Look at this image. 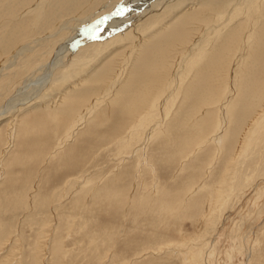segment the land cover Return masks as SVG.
Masks as SVG:
<instances>
[{"label":"rangeland","instance_id":"obj_1","mask_svg":"<svg viewBox=\"0 0 264 264\" xmlns=\"http://www.w3.org/2000/svg\"><path fill=\"white\" fill-rule=\"evenodd\" d=\"M37 1L0 0V239L7 237L0 243V264H184L191 261V251L199 253L200 264H264V130L241 152L244 131L242 136L236 134L254 111L260 114L264 109V84L256 93L260 79L254 77L258 62L261 66L264 62V27L252 61L243 70L222 154L217 157L211 137L219 120L228 61L240 40L238 28L184 84L179 104L164 121L170 134L154 139L148 148L153 174L148 167L137 170L138 161L145 158L141 148L136 154L117 152L120 128L124 132L132 123L131 119L122 126L125 80L132 69L137 74L132 73L131 82L142 68L159 67L162 62L165 82L174 76L179 59L214 24L212 16L222 7L213 9L206 2L191 11L190 5L180 19L144 38L115 95L54 156L65 124L101 96L99 83L112 79L131 51L128 43L105 47L115 37L109 34L94 43L82 41L52 64L60 41L76 34L72 28L77 25L69 19L84 20L111 0H52L54 6L36 28L31 16L16 19ZM201 9L207 12L197 16ZM95 51L102 54L97 57ZM81 58L83 66L77 68L88 64L86 72L59 83L71 63ZM248 79L252 88L247 90ZM88 86L94 92L66 110L69 97ZM126 94L131 100L130 91ZM250 94L253 99L248 100ZM53 113L64 115L66 122L52 124L49 114ZM176 137L179 141L170 143ZM200 141L205 146L195 148ZM122 156L130 160L121 164Z\"/></svg>","mask_w":264,"mask_h":264},{"label":"bare ground","instance_id":"obj_2","mask_svg":"<svg viewBox=\"0 0 264 264\" xmlns=\"http://www.w3.org/2000/svg\"><path fill=\"white\" fill-rule=\"evenodd\" d=\"M206 2L210 8L214 9L217 7L219 9V7L220 8L222 7V9L219 12H215L214 15L212 16L214 24H212V26L209 27L208 29L206 28V31L203 32L199 38H197V37H196L197 39L195 38L196 40L193 41L192 45L189 47V50L186 51V54H184V56H182V58H180V59L177 58V59H179V62L177 64V65H179V67L177 69V72L174 74V76H172V77L170 76L169 78H167V80L165 82L164 78L167 76H164V74L162 72V67H161V64L163 63L162 62V63H160L159 67H157V65H155V66L153 65L150 69H146V70L144 69L143 70V68H142L141 69L142 72L140 74H138L137 76L134 75L136 72L133 71V69H132L128 78L125 77L128 69H129L131 59L132 58L134 59V57H133L134 52L137 50L139 45L143 42L144 38H148L149 36L154 35V33L159 31L162 27L165 28L164 26L169 25L168 24L169 22L172 23L175 20L180 19L182 17L183 10H185L187 7H190V5H192V7H190L191 11H192L194 9V7H196L198 9V7H201V5H205ZM51 3H52V0H38L37 2H35V4L30 6L23 13H21L19 16H17L16 19H18L20 17H24V16H26V17L31 16L34 19V22H33L34 28H36L38 25L41 24V22L44 19H46L47 12L50 11V8L52 6ZM53 6H54V4H53ZM201 8H203V7H201ZM201 10L202 11H199L197 16H200L203 13L207 12L204 9H201ZM191 11H189V12H191ZM210 11H212V10H210ZM185 12L186 11H184V13ZM193 14H194V12H193ZM64 18H66V17H64ZM183 21H184V19H183ZM69 22H75L76 25L78 26V27L76 26V28H72L74 31H76V34L74 36L68 38L65 41H63V40L60 41V44L57 46L56 49H54L55 51L53 52V55L51 58L53 60L52 64L54 63V65H56L60 61L59 59L61 57H63L68 51H70V50L72 51V49L79 47L82 41L86 40V41H92L93 42V40H98L99 38H103L109 34L114 35L115 37L109 44H105L104 45L105 47H109V45H110V47H114L115 45H121L122 46L125 43H128L129 49L131 52H130V56L127 58V61L125 60L126 63L122 64L120 71L118 73H116L112 77V79H110L108 82L106 80L107 83L104 80L103 82H105L106 84L103 82L99 83V84H101V87H102V89H101L102 91L99 92V93H101L100 94L101 96L95 100L92 99L93 103L88 108H85V109L83 108V111L81 113L77 114V116H74L71 120H69L68 123L65 124L66 125L65 131H64L63 135L58 139L56 151L52 152L53 155L56 154L57 152H59V149L63 148V145L65 143H68L69 141H72L73 139L76 138V136L79 134L80 130L86 125V122L93 115L98 113V111L101 109V107L105 103H107L111 97H113L115 95V92L119 87V84L121 83L122 80L124 81L126 78V80H125L126 83L123 86V92H124L123 94L126 97L127 96L126 93H128L130 91L131 94L130 95L128 94V96H130L131 100H128V98L124 97V99L120 102V103H123V105H121L122 106L121 108L124 109L122 112V115L126 116V119H125L126 121L124 122V124L122 126L127 125L128 120L131 121V119H132V123H130L129 129H127V126H125L127 131L125 129V131L122 132V130H124V129L120 128L119 131L121 132V134H118L116 136L118 141H115V142H117V144H116V146H117L116 148L118 149L117 152H118L119 156L124 154V153L125 154H127V153H131V154L135 153L136 154L137 153L136 151H138L137 149L141 148L140 151L142 152V156H144L145 158L142 159L143 157H141V160L138 161L139 163L136 161L138 163L137 170H140V169L142 170L143 168L145 169V167H148L153 172V174H155V172H156L155 166L152 163H150L149 158L147 157V151H148V148L150 147V144L152 143V141L154 139H157L158 137L163 138V136L168 137L167 135L170 134V133H167L165 131L164 125L166 122L164 123V121L170 119L168 117L171 115L173 108L176 107V103L180 100L179 98L181 97V92L184 88L183 87L184 84L190 79V77H192L193 73L196 70L198 71L202 67L205 66L206 62L209 60V56H211V53L214 51V48L224 38H226V36H229L232 29L238 28L239 30L238 29L237 30L239 31L240 40H239L238 47L236 48L234 54L232 53L233 56H231V58L228 61L229 64H228V67L226 69L225 77L223 78L224 79V85H223V88H222L221 93H220L221 101H220V106L218 107L219 108L218 109L219 110L218 111L219 117L217 116L219 120L217 123V127L215 128V131L211 137L212 142H214L216 147H217L216 148L217 157L220 154H222V151L224 148V143L226 141V138L228 137L227 132H228V127H229V123H230V116L229 115L232 112L233 107H234L233 101L238 97V94L241 92V88H242L241 87V81L243 78V72H244L243 70H244V67L246 66V64H248L249 61H252V56L254 54V51H253L254 48L253 47L258 42V36H259L260 31H261L260 29L262 27H264V0H189V1H187V0H123L120 3H118L117 0H113V1L111 0L108 3H106L102 7V9L99 10V12L92 14L91 16L85 18L84 20L69 19ZM177 28H179V27H177ZM70 30H71V28H70ZM175 41H177V40H175ZM179 41L180 40H178L175 43H178ZM173 43H174V41H173ZM167 45H170V43ZM172 45H174V44H172ZM164 46H166V45H164ZM22 47H23V45H22ZM20 48H21V46H20ZM160 48H163V47L160 46ZM14 49H15V47H14ZM165 49H166V47H165ZM103 50H105V49H103ZM170 50H172V49H170ZM14 51H16V50H14ZM164 52H163V54H164ZM150 53H148V54H150ZM156 53H158V52H156ZM222 53H224L226 55V51L222 52ZM101 54L102 53L100 51H97L96 55L95 54H93V55L99 57ZM153 54H155L154 51H153ZM172 54H173V52H172ZM159 56H160V54H159ZM161 56H163V55H161ZM172 56H170V57H172ZM227 56H226V58H227ZM260 56L262 58V54H260ZM135 57H137V56H135ZM165 57H167V54ZM135 59H137V58H135ZM149 59H151V58H149ZM157 59H159V57ZM162 59H164V57H162ZM83 60L84 59H82V58H81V61L76 59L73 63H71L72 64V65H70L71 67L69 68L68 72L66 71V73H64L62 75V79H60L59 83L64 84L63 82H66V80L71 81L75 77L82 75L83 72L85 73L87 68H88V66H87L88 64L86 65L87 67L86 66L84 67V69H82V67H81L80 71L77 68L78 66L82 65ZM159 60H161V59H159ZM169 60H172V59H169ZM146 61H150V60L146 59ZM161 61H164V60H161ZM166 61H164V62H166ZM145 64H146V62H145ZM257 65L258 66L260 65V66L257 68L256 72H254V77H257V75H258V77L260 79L259 80L260 82L258 83V86H260V87L256 91V93H260V90L264 84V62H263L262 66H261L260 62H258ZM255 66H256V64H255ZM156 68H158V69H156ZM104 72H106V71H104ZM133 72H135L133 75L136 76V81L134 79V81L131 82V76H132ZM98 78H100V77L98 76L97 79ZM96 80H94V81L98 83V81H96ZM98 80L100 81V79H98ZM251 82H249V79L247 81L245 80V86H246L247 90L249 87L252 88V85L250 84ZM26 84H27V82H26ZM61 84H58V85H61ZM173 85H175L174 90H172ZM53 90H54V88L51 89V92ZM79 91H81V92H79ZM79 91L74 92L73 93L74 96L69 97L70 100L68 102L66 110L73 107L74 103L76 104V102H75L76 100L81 99L83 96H85L84 99H86V98H88V96L91 93L94 92L93 88L91 86L90 87L88 86V87H86L82 90H79ZM251 96L252 95L250 94V96L248 97V100L253 99ZM76 98H78V99H76ZM79 101H82V100H79ZM79 103H81V102H79ZM127 103L128 104L131 103L130 108L126 107V105L128 106ZM133 104H134V107L138 106L139 110L136 108L133 109L134 108ZM177 104H179V103H177ZM76 105H78V104H76ZM13 106L15 107V105H13ZM128 109H130V112H127V114H126V110H128ZM70 111H72V110H70ZM63 112L65 113V111H63ZM251 117L248 119V120L252 119V121L250 122V125L246 124V122L248 121V120H246V122L243 123L244 125H242L241 128H239L240 131L238 129L239 133L235 132L236 134H240L242 136L243 131H244V135H243L244 137H242L243 139H241V146L238 149L240 152L243 151L245 149V147H248V145H250L254 141H257L262 136L261 130H264V109L261 110L260 114L258 112L254 111V114ZM49 118H50V122L52 124H55V125H58V124L62 123L63 121H65L64 115L58 114V113L49 114ZM188 124H189V122H188ZM193 124H196L195 126H197V123H193ZM239 124H240V122H239ZM236 126H238V123ZM193 131L194 130H192V132ZM236 134H235V136H236ZM188 135L191 136L190 134H188ZM11 136L12 137L10 138L9 142L10 141L13 142V136L15 137V133L11 134ZM174 137H175V135H174ZM170 139H172V138H170ZM178 139H179L178 137L173 138L170 143L174 144L177 142ZM181 139H182V137L180 138V140ZM7 141L8 140H6L4 142H7ZM239 141H240V138H239ZM2 142H3V139L0 138V144H2ZM200 142L201 143H198L195 146V148L200 149L201 146L202 147L205 146V144H204V146L202 145V141H200ZM179 143H181V142H179ZM183 144H185V143H183ZM211 145H212V143H211ZM175 146H176V144L174 145V147ZM231 147H232V145H231ZM234 148H237V147H234ZM240 152H239V154H240ZM129 156H131V155H129ZM124 157H125V155H124ZM124 157H123V159H125V161L121 160L120 161L121 164L125 163L126 160H128ZM233 157H236V156H233ZM137 160H139V159H137ZM217 160H219V159H217ZM235 161H236V158H235ZM1 165H0V167H1ZM0 169H2V168H0ZM227 169L231 170L230 167ZM134 173H135V171H134ZM227 174L228 173H226L225 176H227ZM225 178L227 179V177H225ZM222 180L223 179H221V181ZM222 184H224V183H221V186H222ZM225 194H226V192H225ZM258 196H259V194H258ZM213 197L215 198L216 195ZM214 198H212V199L214 200ZM225 199H226V197H225ZM220 204H219V206H221ZM8 235H9V233H8ZM5 236H7V235H5ZM5 238H7V237L3 236L0 239L1 244L3 242L2 239H5ZM210 248H211V246H210ZM199 258H200L199 253L191 251L190 255H189V260L191 259V261L188 263H186V261H185L184 264H200Z\"/></svg>","mask_w":264,"mask_h":264}]
</instances>
